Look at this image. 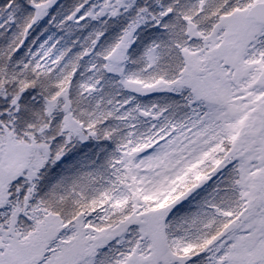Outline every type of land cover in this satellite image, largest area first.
I'll return each mask as SVG.
<instances>
[{"label": "snow or ice", "instance_id": "6c2138e0", "mask_svg": "<svg viewBox=\"0 0 264 264\" xmlns=\"http://www.w3.org/2000/svg\"><path fill=\"white\" fill-rule=\"evenodd\" d=\"M0 264H264V0H0Z\"/></svg>", "mask_w": 264, "mask_h": 264}]
</instances>
